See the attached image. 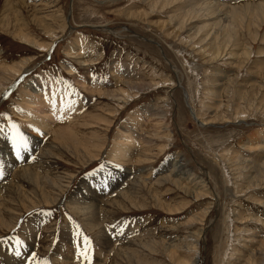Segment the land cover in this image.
Wrapping results in <instances>:
<instances>
[{
	"label": "rangeland",
	"instance_id": "374dc122",
	"mask_svg": "<svg viewBox=\"0 0 264 264\" xmlns=\"http://www.w3.org/2000/svg\"><path fill=\"white\" fill-rule=\"evenodd\" d=\"M259 3L0 0V264H88L85 235L91 264H264ZM32 88L69 106L47 130L23 120Z\"/></svg>",
	"mask_w": 264,
	"mask_h": 264
},
{
	"label": "bare ground",
	"instance_id": "6f19581e",
	"mask_svg": "<svg viewBox=\"0 0 264 264\" xmlns=\"http://www.w3.org/2000/svg\"><path fill=\"white\" fill-rule=\"evenodd\" d=\"M158 1H154L153 3H151V5H154L156 6ZM263 2V1H261ZM12 3V2H11ZM198 4V3H197ZM250 3H248V6H249ZM202 5V4H201ZM201 5H199L200 7H202ZM208 5V4H207ZM205 5V7L207 6ZM247 5V4H246ZM196 6V5H195ZM204 7V8H205ZM215 7V6H214ZM219 7V5H218ZM252 7V6H251ZM255 7H257V10H264V3H259L257 5H255ZM11 8V7H10ZM151 8V7H150ZM199 8V7H198ZM216 8V7H215ZM209 9V8H208ZM249 9V8H248ZM152 10V9H151ZM154 10V9H153ZM229 10V9H227ZM237 8H232L231 11L233 13L237 12ZM240 10V9H239ZM252 10V9H251ZM201 11V10H200ZM211 11H213L211 9ZM219 11V10H218ZM217 11V12H218ZM221 11H222V7H221ZM230 11V10H229ZM192 12V11H191ZM196 12V11H195ZM246 12V11H245ZM145 13H148V12H145ZM186 13V12H185ZM208 13V11L206 12ZM238 13V12H237ZM248 13V12H247ZM144 14V13H143ZM217 14V13H216ZM228 14V13H227ZM248 15V14H247ZM9 16V15H8ZM178 16V15H177ZM187 16V15H186ZM213 17H215L214 15H211ZM219 17V15H217ZM179 17V16H178ZM204 17V16H203ZM228 18V15L226 16ZM225 17V18H226ZM236 17V16H235ZM9 18V17H8ZM205 18V17H204ZM211 18V17H210ZM41 19V17H40ZM40 19H38V21H40ZM209 19V18H208ZM217 19V17H216ZM229 19V18H228ZM10 20V19H9ZM180 20V19H179ZM222 20V19H221ZM16 21V20H15ZM43 21V20H42ZM45 21V20H44ZM219 21V20H218ZM231 21V20H230ZM7 22V21H6ZM12 22V21H11ZM10 22V23H11ZM157 22V21H156ZM214 22V21H213ZM194 23V22H193ZM48 24V23H46ZM231 24V23H229ZM233 24V22H232ZM49 25V24H48ZM211 25V24H210ZM216 25V24H215ZM223 26V25H222ZM221 27V25H220ZM230 28V27H229ZM23 30L24 29H21L20 33L18 34L19 35V38L22 39V41H24L25 43H28V44H34V41L32 40V38L28 35V33H25L23 34ZM193 30V29H192ZM195 30V29H194ZM220 30V29H219ZM196 31V30H195ZM193 32V31H192ZM202 32V30H201ZM194 33V32H193ZM198 33V32H197ZM206 33V32H205ZM213 33H214V30H213ZM196 36V35H195ZM199 36V35H198ZM211 36V35H210ZM194 37V36H193ZM197 37V36H196ZM203 37V36H202ZM210 38V37H209ZM207 39V38H206ZM211 39V38H210ZM207 41V40H206ZM213 41V40H212ZM228 47V46H227ZM203 48V47H202ZM208 48V47H207ZM215 48V47H214ZM223 54V53H222ZM227 54H231V52H228L225 55ZM11 69H15L14 66L11 67ZM7 71L10 70V68H6ZM1 77V76H0ZM3 78V76L1 77ZM55 93L52 95V96H48V101L46 102L44 100V98L42 97L41 93L38 91V90H30L28 92H26L23 96L25 98L29 97L31 98V101L30 102H24V105H25V109H27V113H25V116L23 118V120H25L27 123H34L36 124L37 126L40 127V129H44L46 128L49 124H50V121L54 119L53 115H52V112H61L63 113L64 110L66 108H68L69 106L65 105V104H62L60 102V89H55L54 90ZM186 96L188 97V95L186 94ZM23 98V97H22ZM24 101V100H22ZM186 103L188 104V100L186 101ZM190 104H188L189 106ZM50 107V109H49ZM191 107V105H190ZM40 108H44L41 112L39 111ZM192 108V107H191ZM49 109V111H48ZM51 111V112H50ZM191 111L193 112V117L195 118L196 121H199L198 123L201 124V125H205L207 123H211L210 121H207L206 119H201L194 111V109L192 108ZM137 111L133 112L132 115L129 117L131 119V127L136 123L137 120ZM85 117V116H84ZM84 119V118H83ZM85 120V119H84ZM49 127L46 128V130L48 129ZM36 137V136H35ZM37 139V137H36ZM137 139L135 138V136H132L131 135V130L129 131H124L122 128H121V131H119V134H117V139H115L113 145L111 146V149H110V153H109V156L112 158V159H115V160H119L122 165H123V162L127 160V158L130 156V154L134 151V146H136V142ZM131 160V159H130ZM138 161V160H137ZM181 161V160H180ZM180 161H178L177 163L174 164V169H177V168H183V166H180L182 163H180ZM183 165V164H182ZM256 165V164H255ZM180 166V167H179ZM21 172H20V175L23 174V176L31 179V178H34L37 173H35L32 169L28 168V167H25V166H22L21 167ZM127 170V169H126ZM126 172V171H125ZM124 172V173H125ZM19 173V172H18ZM129 174V173H128ZM40 175V174H39ZM14 177V176H13ZM37 177V176H36ZM38 178V177H37ZM60 179V178H59ZM58 177H56L55 181L52 183L56 186H64L61 182H62V179L59 180ZM45 181V180H44ZM14 182H12L13 184ZM10 184V185H12ZM39 184V183H38ZM40 187V186H39ZM17 190V189H16ZM15 191V190H14ZM15 194V193H13ZM12 194V195H13ZM3 203V202H2ZM6 205V203L4 204V206ZM6 207V206H5ZM85 208V207H84ZM92 215V214H91ZM88 221H89V218H88ZM92 226H95V222H91L90 223ZM97 227V226H96ZM108 237V236H106ZM109 240V239H108ZM154 242V241H153ZM151 244V243H149ZM131 245V244H130ZM153 245V244H152ZM151 245V246H152ZM130 247V246H129ZM125 249V248H124ZM150 250V249H149ZM168 250V249H167ZM154 251V250H153ZM133 252V251H132ZM137 252V251H136ZM139 252V251H138ZM137 252V253H138ZM264 252V251H263ZM133 255H136L135 252ZM124 257L127 259V260H130L131 259V254H126L124 255ZM139 257V256H138ZM252 258V257H250ZM263 259H264V255L262 256V259L261 261L263 262ZM141 258H137V261L140 263V264H146L144 263V261H140ZM192 261H183V264H190ZM138 263V264H139ZM264 263V262H263Z\"/></svg>",
	"mask_w": 264,
	"mask_h": 264
},
{
	"label": "snow or ice",
	"instance_id": "6c2138e0",
	"mask_svg": "<svg viewBox=\"0 0 264 264\" xmlns=\"http://www.w3.org/2000/svg\"><path fill=\"white\" fill-rule=\"evenodd\" d=\"M13 127L15 128L16 126L13 125ZM13 142L15 143L16 140H15V137L13 138ZM24 144H25V147L27 146V142L26 141H23ZM18 152V150H17ZM78 228V226H77ZM77 235H80L79 231L77 232ZM17 243H20V241H17ZM83 249H80L78 247L77 251H78V255L80 256H83L84 260L88 262V264H91V255H90V252H91V248H92V242L90 240V238L88 236H83ZM16 256H20V252L17 250L16 251ZM37 257V253L36 252H33L31 254V257H29V259H31L34 264H48V261L47 260H44V261H39L36 259Z\"/></svg>",
	"mask_w": 264,
	"mask_h": 264
}]
</instances>
